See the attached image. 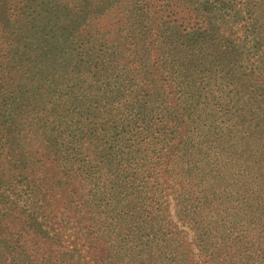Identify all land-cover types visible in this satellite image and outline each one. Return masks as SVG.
Wrapping results in <instances>:
<instances>
[{"label": "trees", "instance_id": "trees-1", "mask_svg": "<svg viewBox=\"0 0 264 264\" xmlns=\"http://www.w3.org/2000/svg\"><path fill=\"white\" fill-rule=\"evenodd\" d=\"M188 5L0 0V264H264V235L253 227L227 220L219 241L207 219L228 212L227 202L219 193L210 206L189 168L197 130L219 140L228 171L264 179V78L227 69L219 126L204 130L203 109L184 116L185 21L206 9ZM242 12L243 40L264 41V0H245ZM234 51H219V68ZM129 105L137 113L122 122ZM172 201L191 239L168 212Z\"/></svg>", "mask_w": 264, "mask_h": 264}, {"label": "rangeland", "instance_id": "rangeland-1", "mask_svg": "<svg viewBox=\"0 0 264 264\" xmlns=\"http://www.w3.org/2000/svg\"><path fill=\"white\" fill-rule=\"evenodd\" d=\"M244 1L245 0H189L188 10H198L203 3H205L206 9L204 17L192 12L190 13V15H192L191 19L185 21L187 26L184 33L190 38V47L186 52L182 53V56L188 60V74L192 82L189 85L187 79L183 83L182 95H184V98L177 101V108L186 117L193 116L195 108L198 109V111L203 109L207 117L204 123V130H206L205 128L210 124L219 126V96L221 98L224 96L222 92L219 91V86L223 88L222 82L226 80L222 76L227 74V69L231 73L233 70L239 69L238 78H264V74L261 75L264 73V41L261 40L259 44H256L254 41H251L250 35L246 40H243L242 36L239 34L243 24L240 21V16H243L242 8ZM224 30H226L227 33L229 31L235 32L237 37L226 41L222 40L220 35H224ZM207 39L208 42L206 41ZM193 42H196V45L192 46ZM232 45L233 49L236 50V53L234 51L235 55L233 57L230 56L229 59V56L226 58L228 62L225 66L228 67L224 69L219 68V51L225 46ZM252 67L260 68L256 70L258 72H255V74H250ZM260 69L261 71H259ZM219 78L223 79L220 80ZM229 78H231V76ZM188 89H190L189 93H187ZM123 94H126L125 89ZM196 96L197 102L196 105H193ZM172 107H174V105H172ZM153 108H155V112L160 109L155 105H153ZM136 109V105L131 107L129 105L125 110L120 108L117 118L122 120V122H124V120L130 122L129 117L136 115ZM212 114H215V116L212 117ZM105 116L107 115L105 114ZM221 117L224 118L225 116ZM154 119L158 120V123L160 122L157 116H154ZM201 127V122L198 120L194 121V129H201ZM193 140L197 146L193 151L194 154L190 155L194 157V167L188 165L190 169H194L193 176L197 178L199 182H202V185L192 186L198 190L199 196L204 194L205 197L211 199L210 206H212L213 203L219 204V199L217 198L219 193L221 198L227 202L226 207H228V209L226 211L228 212L222 214V216H218L221 214L219 211L221 209L218 207L216 211L211 210V218L207 219L212 221L209 225H219V241L223 240L224 236L220 234L225 231V221L227 220H236L238 227L242 229L247 230L253 227L254 231L257 232L259 236H263L264 227L261 226V224H264L263 177H254L253 174L249 175V173H244V176H242L238 166L228 171V164L224 165L223 161H219V140L217 142L212 137H204L201 131L197 130ZM223 170H226L227 177L222 175L221 172ZM109 172H111V169L102 170V173L106 175L109 174ZM139 174L143 173L140 171ZM203 186L206 188L203 189ZM190 201H192L193 206H199V203H195L194 200ZM238 205L240 206V211L236 209ZM161 206L163 205L161 204ZM230 206H234V209L230 210ZM254 210L261 215L256 216L253 213ZM168 212L173 221H176L179 226L178 231L183 230L187 232L188 238L191 239V229L186 224L178 222L175 217L173 201L170 202L168 206ZM102 219L104 221H110L108 217H102ZM214 234L216 235V233ZM214 234L213 236H215ZM248 235H251V233H248ZM126 260L127 259L123 258V261Z\"/></svg>", "mask_w": 264, "mask_h": 264}]
</instances>
